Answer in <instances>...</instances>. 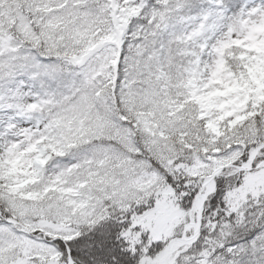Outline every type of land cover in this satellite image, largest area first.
Segmentation results:
<instances>
[{
  "label": "snow or ice",
  "instance_id": "1",
  "mask_svg": "<svg viewBox=\"0 0 264 264\" xmlns=\"http://www.w3.org/2000/svg\"><path fill=\"white\" fill-rule=\"evenodd\" d=\"M0 264H264V0H0Z\"/></svg>",
  "mask_w": 264,
  "mask_h": 264
}]
</instances>
